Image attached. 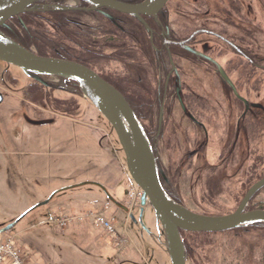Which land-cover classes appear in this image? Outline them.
<instances>
[{"label":"flooded vegetation","instance_id":"flooded-vegetation-1","mask_svg":"<svg viewBox=\"0 0 264 264\" xmlns=\"http://www.w3.org/2000/svg\"><path fill=\"white\" fill-rule=\"evenodd\" d=\"M0 32L119 91L151 145L161 187L187 210L232 214L264 179V0H166L135 14L38 0ZM78 132L111 144L107 121L74 80L0 61V150L23 166L27 153H68ZM253 210H264V183L242 212ZM142 223L128 228L143 254L120 264H171L149 206ZM179 234L185 264H264V222Z\"/></svg>","mask_w":264,"mask_h":264},{"label":"water","instance_id":"water-1","mask_svg":"<svg viewBox=\"0 0 264 264\" xmlns=\"http://www.w3.org/2000/svg\"><path fill=\"white\" fill-rule=\"evenodd\" d=\"M35 1L38 0H0V25L3 24L7 17L22 11L25 6ZM86 1L96 6L105 5L118 11L135 14L138 11L150 12L159 9L166 0H145L137 6L115 0ZM0 61L14 65L24 71L47 73L58 78H70L78 84L84 98L107 121L110 132L114 135L115 142L119 145V148L115 149V151L117 153L118 151L121 152L126 172L134 185L141 190V196L139 205L135 209H129L126 205L119 203L98 182L79 183L58 191L85 184L98 187L108 201L127 215L124 222V229L127 233L130 231L128 227L132 223L136 225L141 223L143 227L145 226L142 223V214L145 207L149 206L160 231L161 245L167 253L171 264H185L179 229L186 231H215L257 221L264 222V210L242 212L245 201L257 187L264 183V179L249 190L244 201L234 213L224 216L200 215L173 201L160 185L151 145L130 106L119 91L89 68L74 61L38 56L1 32ZM58 191L50 194L45 201L30 207L7 225L0 227V234L13 230L29 212L39 206L46 205ZM138 212L139 217L136 219L135 214ZM44 224L50 225L49 222Z\"/></svg>","mask_w":264,"mask_h":264},{"label":"rangeland","instance_id":"rangeland-1","mask_svg":"<svg viewBox=\"0 0 264 264\" xmlns=\"http://www.w3.org/2000/svg\"><path fill=\"white\" fill-rule=\"evenodd\" d=\"M110 136L111 144L104 140L103 146L112 150L118 149L119 145L115 142L114 135L110 134ZM74 148L59 161L56 159V165L52 164L51 167L45 166V168L34 167L31 165L32 161L28 159L24 160L25 165L20 166L14 157L7 156L0 150V227L7 225L27 209L49 197L37 201L39 198L33 193L43 182L50 181L54 186H59L57 191L71 185L89 182L102 168L106 169L107 163L111 160L108 154H102L95 142L89 143L88 148L85 146ZM120 153L118 151L121 158ZM128 177L129 175L123 179L116 191L110 189L111 194L115 193V196L121 202L124 201L122 204L127 207L126 187L133 184ZM87 187L90 186L58 191L46 205L29 212L13 230L9 231V234L15 236V242L25 256L27 264H120L122 260L130 258L133 254L131 243L121 250L102 234L101 229L90 224H79L75 221L63 227L57 224L49 226L44 224L45 220H51L63 213L78 214L81 211L72 212L71 207L82 210L85 204L77 201L80 197H85L89 204L85 209L101 207L105 203L107 207L103 208L107 214H111L110 218L115 220L114 225L118 227L119 234L134 241L133 233L130 231L125 233L121 228L126 214L108 201L98 188L94 189V195L89 193L91 195L89 196ZM145 224L149 227L146 221Z\"/></svg>","mask_w":264,"mask_h":264},{"label":"crops","instance_id":"crops-1","mask_svg":"<svg viewBox=\"0 0 264 264\" xmlns=\"http://www.w3.org/2000/svg\"><path fill=\"white\" fill-rule=\"evenodd\" d=\"M61 139H63V138H61ZM74 142H75V146L74 147H76V148L84 147V146L86 148H88L89 143L95 142V144H98V147L100 148L102 154H108V156L110 157L111 160H109V162L107 163L106 169L102 168L99 171V173L94 175V177L92 178L93 180L89 181V182H98V183L102 184L107 189L108 192L111 191L110 189H113V190L116 191L117 186H119V184L122 183L123 179L126 176H128L127 172H126L125 165L123 163L122 157L120 158V156L115 151V149L112 150V149H110V147L103 146V142H101L100 139L97 136H95V135H84V134H81V133L78 132L77 135H76V140ZM74 149L75 148H73L72 150H74ZM67 154H69V152L68 153H64L63 151L62 152L60 151L58 153H49V154L41 153V152L37 153V154L27 153L25 155V161L27 159L31 160L32 161L31 165H33L34 167H37V168L44 167L45 168V166L51 167L52 164L56 165V162L59 161L62 156L67 155ZM109 157H108V159H109ZM56 159H57V161H56ZM33 160H35V161H33ZM27 164H29V163L27 162ZM48 169L50 170L51 168H48ZM128 179H130V178L128 177ZM82 186H90L91 188L87 187L86 189H88L87 193L88 194L90 193L91 195H94V189L98 188V187L90 185V184H85V185H82ZM57 187H59V186H54L53 183H51L50 181H45L42 184H40L33 191V193H34L35 196H37L39 198V200H37V201H41V200L47 198L54 191H57V189H59ZM130 187H134V185L132 184V185H129V186L126 187L127 196H128V190H129ZM90 194H89V196H91ZM110 194H111V192H110ZM111 195L119 203H123L124 202V201L121 202L117 198V196H115V193L114 194L112 193ZM85 199H86L85 197L84 198L80 197V200L77 201L78 203L85 204L82 210H78L77 207H71L72 208L71 211L72 212L81 211V212H78V214H81V213L87 212L89 210H104L103 207H105V208L107 207V205L104 203L101 207H93V208H90V209H85V208H87V206H89V204H87ZM100 203L102 204L103 202H100ZM92 205H93V202H92ZM104 212H105V210H104ZM78 214H72V215H78ZM105 214L107 216L111 217L110 216L111 214H107L106 212H105ZM63 215H66V214L63 213ZM54 218L55 217H53L51 220L47 219L45 221L49 222L50 225H52L53 224L52 220ZM126 218H127V215L124 218L122 226H121V228H123V229H124V222L126 221ZM41 223H43V222H41ZM77 223L85 224V225H86V223L90 224L88 222H77ZM117 229H118V227H117ZM124 232L126 233L125 229H124ZM102 234H103V232H102ZM129 243H131V245L133 247V250H132L133 254H131L130 258H127V259H124V260H131V261L134 262L135 260H138L137 259L138 258V253L143 254V252H142V250H141L139 245L134 243V241L129 240V238H128V244Z\"/></svg>","mask_w":264,"mask_h":264},{"label":"built area","instance_id":"built-area-1","mask_svg":"<svg viewBox=\"0 0 264 264\" xmlns=\"http://www.w3.org/2000/svg\"><path fill=\"white\" fill-rule=\"evenodd\" d=\"M141 190L130 187L128 190V207L135 209L139 205ZM88 222L102 230L113 244L121 250L128 244V238L117 231L115 220L106 216L104 210H89L78 215H61L52 220L53 224L66 226L71 222ZM0 264H27L26 258L15 242V236L9 232L0 234Z\"/></svg>","mask_w":264,"mask_h":264}]
</instances>
